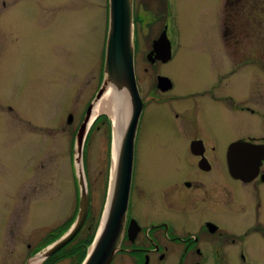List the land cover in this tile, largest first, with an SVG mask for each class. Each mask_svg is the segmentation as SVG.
Listing matches in <instances>:
<instances>
[{"label":"rangeland","instance_id":"1","mask_svg":"<svg viewBox=\"0 0 264 264\" xmlns=\"http://www.w3.org/2000/svg\"><path fill=\"white\" fill-rule=\"evenodd\" d=\"M107 5V0H0V264H25L36 247L74 217L75 128L103 65ZM172 6L175 58L164 68L178 89L186 90L195 80L209 81L210 69L222 60L225 91H234L241 73L228 75L232 61L227 55L221 59V48L228 45L220 37L222 0H172ZM145 7L153 10L151 3ZM248 10L243 7L242 14L248 16ZM155 24L144 29V45L159 34ZM259 27L253 19L243 24L244 45L264 48ZM248 33L250 40L245 38ZM144 45L139 58L144 57ZM171 116L167 122L161 112L150 129L159 151L180 132ZM98 123L102 128L94 127L89 145H84L91 202L86 220L50 264L82 260L90 246L85 239L93 215L97 222L100 217L106 189L101 171L106 170L109 150L101 116ZM218 130L222 137L234 135ZM81 245L86 246L84 254ZM115 259L114 264L128 263L122 255Z\"/></svg>","mask_w":264,"mask_h":264},{"label":"flooded vegetation","instance_id":"2","mask_svg":"<svg viewBox=\"0 0 264 264\" xmlns=\"http://www.w3.org/2000/svg\"><path fill=\"white\" fill-rule=\"evenodd\" d=\"M148 3L153 10L145 7ZM243 7L251 9L248 16L242 14ZM106 10L103 65L90 91L92 97L85 100L79 112L81 120L75 136L103 79L109 4ZM173 18L172 0H134L135 71L143 109L136 134L124 237L110 264L119 255L127 257V264H264V48L244 45L242 30L251 19L260 22L261 31L257 33L264 42V0H222L220 37L222 44L228 45L221 48V59L227 55L232 61L228 75L241 73L234 91H225L226 74L219 69L222 60L210 69L209 81L195 80L186 90L178 89L175 77L164 68L175 58ZM155 23L159 34L144 45L142 33ZM163 34L172 45L167 62L154 48ZM245 38L250 40L251 33ZM143 45L144 57L139 58ZM184 74L188 77L187 70ZM161 112L167 122L173 115L180 132L176 131V140L159 151L160 143L152 141L149 132ZM100 116L109 150L106 170L101 171L106 179L107 203L112 128L109 115L104 112ZM94 127L102 128L98 117L85 145H89ZM219 127L234 135L222 137ZM237 141L255 145V157L263 154L261 160L254 161L257 169L251 179L235 177L230 172L228 151ZM156 145L157 149H153ZM77 195L79 203L78 190ZM95 222L96 214L89 231ZM50 235L49 240L54 233Z\"/></svg>","mask_w":264,"mask_h":264},{"label":"water","instance_id":"3","mask_svg":"<svg viewBox=\"0 0 264 264\" xmlns=\"http://www.w3.org/2000/svg\"><path fill=\"white\" fill-rule=\"evenodd\" d=\"M109 25L105 45V59L101 86L92 100L86 116L76 134L73 166L78 186L79 203L76 216L69 227L59 236L41 245L28 258L30 264L37 256L41 263L67 245L82 228L89 209V188L84 171V145L89 129L99 115L98 106L114 94L116 108L112 123V175L105 210L86 257L81 264H110L120 250L124 237L128 197L134 163L135 140L143 102L135 72V23L134 0H108ZM159 57L167 61L171 45L163 34L154 43ZM126 113H123L124 110ZM72 118H70L71 120ZM255 145L237 141L228 151L229 169L232 175L251 179L262 156H254Z\"/></svg>","mask_w":264,"mask_h":264},{"label":"bare ground","instance_id":"4","mask_svg":"<svg viewBox=\"0 0 264 264\" xmlns=\"http://www.w3.org/2000/svg\"><path fill=\"white\" fill-rule=\"evenodd\" d=\"M114 94L110 95V99H105L99 106H98V112H109L112 113L113 115L115 114V112L119 111L120 109H117L116 106V101H115V97H113ZM127 110L125 109L123 111V113H126ZM41 256H37L34 261H32L30 264H40L41 263Z\"/></svg>","mask_w":264,"mask_h":264},{"label":"trees","instance_id":"5","mask_svg":"<svg viewBox=\"0 0 264 264\" xmlns=\"http://www.w3.org/2000/svg\"><path fill=\"white\" fill-rule=\"evenodd\" d=\"M70 224V223H69ZM67 227H68V225L65 227V228H63L62 230H60V231H57V233H54V235H53V238H55V237H57V236H59L61 233H63L66 229H67ZM92 237H93V233H90V232H88V235H87V237H86V241H87V243H90L91 242V240H92ZM49 241V240H48ZM68 245V244H67ZM66 245V246H67ZM65 246V247H66ZM81 247V250H83V254H84V249H85V245H81L80 246ZM64 248V247H63ZM62 248V249H63ZM61 249V250H62ZM61 250H59L57 253H59ZM57 253H55L54 255H52L47 261H45L43 264H50V262L53 260V259H55V257H56V254ZM86 253V252H85ZM84 256H85V254H84ZM84 256H83V258H84ZM82 258V259H83ZM51 260V261H50ZM82 260H78V263L77 264H80V262H81Z\"/></svg>","mask_w":264,"mask_h":264}]
</instances>
